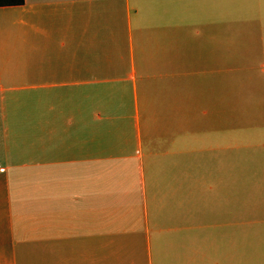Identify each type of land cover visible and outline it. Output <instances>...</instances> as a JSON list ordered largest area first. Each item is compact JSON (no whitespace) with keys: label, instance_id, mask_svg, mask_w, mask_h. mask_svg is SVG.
I'll list each match as a JSON object with an SVG mask.
<instances>
[{"label":"crops","instance_id":"obj_1","mask_svg":"<svg viewBox=\"0 0 264 264\" xmlns=\"http://www.w3.org/2000/svg\"><path fill=\"white\" fill-rule=\"evenodd\" d=\"M231 70L264 0L0 6V264H244Z\"/></svg>","mask_w":264,"mask_h":264},{"label":"rangeland","instance_id":"obj_2","mask_svg":"<svg viewBox=\"0 0 264 264\" xmlns=\"http://www.w3.org/2000/svg\"><path fill=\"white\" fill-rule=\"evenodd\" d=\"M228 75L229 113H236L229 117V130L238 133L239 141L228 153L239 160L243 175L244 264H264V71L231 70Z\"/></svg>","mask_w":264,"mask_h":264},{"label":"trees","instance_id":"obj_3","mask_svg":"<svg viewBox=\"0 0 264 264\" xmlns=\"http://www.w3.org/2000/svg\"><path fill=\"white\" fill-rule=\"evenodd\" d=\"M23 0H0V6L19 5Z\"/></svg>","mask_w":264,"mask_h":264}]
</instances>
